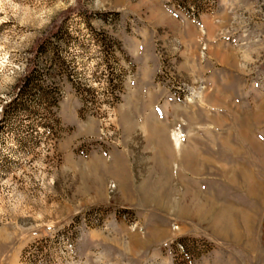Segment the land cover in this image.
Instances as JSON below:
<instances>
[{"label": "rangeland", "instance_id": "obj_1", "mask_svg": "<svg viewBox=\"0 0 264 264\" xmlns=\"http://www.w3.org/2000/svg\"><path fill=\"white\" fill-rule=\"evenodd\" d=\"M0 264H264V0H0Z\"/></svg>", "mask_w": 264, "mask_h": 264}, {"label": "crops", "instance_id": "obj_2", "mask_svg": "<svg viewBox=\"0 0 264 264\" xmlns=\"http://www.w3.org/2000/svg\"><path fill=\"white\" fill-rule=\"evenodd\" d=\"M157 7H160L166 15V17H164L161 22L152 20L154 22L153 24H135L136 27L140 26L139 28H142L145 34L154 32L157 27L160 26L168 27L169 30H171L182 43L184 47L183 54L190 53V55H194V51L196 54L197 50H194V48H197L198 40L201 37L199 30L203 29L205 30V36L202 38L208 44L210 53L212 55H214V53L216 54L218 49L226 50L228 54L232 55L230 51H232L234 47L225 44V42L220 39L215 41L213 40L216 32L220 30V24L215 21L216 19L214 16L201 15L198 23H195L194 20L188 18L185 14L181 13L179 15H174L170 13L163 5L159 4ZM221 50L218 52L220 53ZM221 53L224 54V51H221ZM189 59V57L186 58V63L191 61Z\"/></svg>", "mask_w": 264, "mask_h": 264}, {"label": "trees", "instance_id": "obj_3", "mask_svg": "<svg viewBox=\"0 0 264 264\" xmlns=\"http://www.w3.org/2000/svg\"><path fill=\"white\" fill-rule=\"evenodd\" d=\"M103 37H105V39H107V41H108L109 43H111V44L114 43L113 40H112V38H111V39H108V36H107V35L104 34ZM115 44H116L117 46L119 45L117 41L115 42ZM30 83H31V82L28 81L27 84H26V87L29 86ZM117 98H118V96L114 95V99H117Z\"/></svg>", "mask_w": 264, "mask_h": 264}, {"label": "bare ground", "instance_id": "obj_4", "mask_svg": "<svg viewBox=\"0 0 264 264\" xmlns=\"http://www.w3.org/2000/svg\"><path fill=\"white\" fill-rule=\"evenodd\" d=\"M174 135L176 136V134H174ZM178 138H179V137H178ZM178 138H177V136H176V138H175V143H176V144L179 143V142H178V141H179ZM176 147H179V145H176ZM182 154H183V153H182ZM187 155L190 157V154H187ZM181 157H182V156H181ZM183 157H185V156L183 155ZM190 158H191V157H190ZM190 158H189V159H190ZM181 159H183V158H181ZM202 159H203V158H202ZM193 162H194V161H193ZM197 162H198V161H197ZM184 164H185V163H184ZM187 165H188V164H187ZM191 165H192V163H191ZM195 165H196V164H195ZM199 165H200V164H199ZM199 165H198V166H199ZM192 167H193V166H192ZM193 168H194V167H193ZM189 169H190V168H189ZM191 169H192V168H191ZM197 169H198V168H197ZM195 170H196V169H195ZM230 173H231V172H230ZM228 176H229V175H228ZM230 176H231V175H230ZM227 178H228V177H227ZM188 194H189V193H188Z\"/></svg>", "mask_w": 264, "mask_h": 264}]
</instances>
